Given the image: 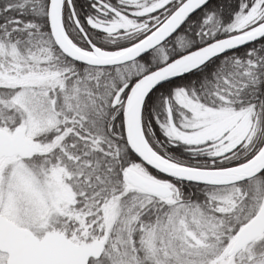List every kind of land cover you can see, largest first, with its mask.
I'll return each mask as SVG.
<instances>
[{
  "label": "snow or ice",
  "instance_id": "snow-or-ice-1",
  "mask_svg": "<svg viewBox=\"0 0 264 264\" xmlns=\"http://www.w3.org/2000/svg\"><path fill=\"white\" fill-rule=\"evenodd\" d=\"M0 264H264V0H0Z\"/></svg>",
  "mask_w": 264,
  "mask_h": 264
}]
</instances>
